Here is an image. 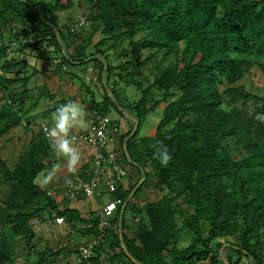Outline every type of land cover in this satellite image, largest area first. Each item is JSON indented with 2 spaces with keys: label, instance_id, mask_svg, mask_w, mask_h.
I'll return each instance as SVG.
<instances>
[{
  "label": "trees",
  "instance_id": "obj_1",
  "mask_svg": "<svg viewBox=\"0 0 264 264\" xmlns=\"http://www.w3.org/2000/svg\"><path fill=\"white\" fill-rule=\"evenodd\" d=\"M73 7L74 0H0V139L15 128L30 136L12 165L1 156L10 138L0 141V183L9 185L0 200V264H17L18 241L27 248L21 264H54L63 253L76 257L71 264H240L242 258L263 264L264 123L255 116L264 113V85L258 94L238 82L252 67L264 78V0H79L71 21H58V12ZM97 32L101 38L93 43ZM144 50L154 59L147 72L134 64ZM51 53L59 59L52 63L56 70H94L102 100L89 97L88 128L98 117L108 118L118 131L115 144L125 147L122 163L135 167L136 174L111 189L98 179L107 201L121 199L111 216L100 214L107 201L99 188L97 197L67 193L56 200L36 181L56 155L38 118L58 106L29 114L39 97L51 94L43 86L31 96L28 83L42 71L27 59L37 62ZM19 71L21 76H11ZM69 73L87 88L78 74ZM128 87L134 88L130 95ZM109 106L136 123L135 130L130 126L122 134ZM153 113L158 114L153 132L140 135ZM162 145L172 156L166 166L156 156ZM84 161L81 157L76 170L81 166L83 172L75 170L71 182L93 177ZM153 178L164 197L140 206L131 202ZM71 199H94L97 207L83 217ZM33 218L63 227L66 245L54 250L45 242L39 249ZM181 238L189 242L179 246ZM91 242L85 257L82 248ZM229 251L238 259L232 261Z\"/></svg>",
  "mask_w": 264,
  "mask_h": 264
},
{
  "label": "rangeland",
  "instance_id": "obj_2",
  "mask_svg": "<svg viewBox=\"0 0 264 264\" xmlns=\"http://www.w3.org/2000/svg\"><path fill=\"white\" fill-rule=\"evenodd\" d=\"M77 8H79V0H74L73 8H71L68 11H61L57 13L58 21H61V23L68 24L71 21L72 17L75 16V12ZM58 24L60 25L59 22ZM22 30L24 29L22 28L21 30L19 29V31L23 32ZM85 31H81V32H85ZM100 38L101 36L97 32L93 34L91 39H92V42L95 43ZM137 38H138V35L136 37H133L132 41H135ZM110 53L113 56H115L117 53V48L114 47L113 49H111ZM147 53L148 51L144 50L142 54V59L134 63L135 65H138V67L144 72H147L148 70L151 69L153 65V61H154L153 58L147 57ZM27 60H29L31 65L37 66V68L42 71L40 74L35 75L31 79V81L28 83L29 84L28 87L30 88L29 93L31 94V96L37 97V95L39 94L43 86H45L47 91L51 94L50 97L48 96L39 97L38 98L39 101L33 108L30 109L29 114L31 115V114L39 113L40 111H43L48 108L57 107L59 106L60 101H66V102H68L69 100L78 101L85 108L86 127L84 128H81L79 126L74 127L72 129L71 134L73 135L75 134V132H81V131L86 130L90 123L88 114H87L89 97L93 96L95 100L97 101L102 100L101 86L99 85V82L94 79L96 77L94 70L91 69L90 66L87 69H82L83 68L82 66H74V67L64 66L63 67L64 72L63 70L62 71L56 70L55 65H52V63H55V64L58 63L59 59H56V56L53 55L52 53L49 54V56H47L46 58L44 57L38 60L37 62H35L34 58L33 59L29 58ZM31 65L26 67L28 73L32 71ZM17 69L18 70L23 69V65H19ZM19 72L20 73L15 74V75L12 74L11 76H16V77L21 76V71ZM69 72L78 74V76L81 77L82 81L85 83V86H87V88L86 87L82 88L81 82L77 78L72 79ZM238 84L243 85L244 88L249 92L261 94L263 93L262 88L264 85V78L261 75L259 69H257L256 67H252L250 69V74H247L241 81L238 82ZM19 90H22V88H19L18 91ZM133 91H134L133 87L126 88V92L129 95L132 94ZM0 103H1V100H0ZM235 104L240 106L241 101H238ZM247 106L248 108L251 106L250 101H247ZM108 109H109L108 110L109 117L119 122L120 132L122 134H124L129 129L130 126H134L133 128H135L136 123L133 124L132 120L127 118L124 112L122 114H119V112H117L111 106H109ZM52 115L53 114H49L45 118L39 117L38 118L39 123L40 124L46 123V122L53 123L51 121ZM157 117H158L157 113L149 114L147 116L141 128L140 135H145V134L150 135L153 132V129L152 130L150 129L152 128V126H154L155 122L157 121ZM6 136L10 138V141L6 145H4L1 151V156L7 158L9 165H12L15 162L16 156L19 153V151L22 150L24 146L27 144L30 136L28 134V136L26 137L24 133V129L22 128L12 129L8 133V135L3 136L0 139V141L2 142ZM73 147H75L79 151L80 156L82 158L86 157L85 153L81 150L82 147H80L76 143H73ZM54 164H59L60 167L57 170L53 180L47 184L43 183V176L46 175L47 172L52 169ZM48 165L49 166L45 168V170L41 174H39L38 178L36 179L37 183H39L40 186H42V188H44L48 192V194H51L53 198H56V200H60L64 195H65L64 197L66 196L68 197V195L69 197H71L67 191V187L69 183H67L66 181H71L74 177V175L72 174L79 172V169H81L80 172H83V167L81 168L80 166L79 168H77V170L75 169L76 172L74 171V173L71 174L70 173L71 171L68 168L67 159L63 157H57V155H54V157L50 160ZM127 170H128V175L130 176V173L132 174L133 171H135V167L128 166ZM133 174H136V173H133ZM136 180H137V177L134 175L133 180L131 182H134ZM154 181L155 179L153 178L152 180L150 181L148 180L145 184H143V186L139 189L138 193L133 198L130 199L131 202L135 201L136 204L140 206V205L145 204L148 201L161 200L165 195V191L161 192L156 187H154L153 185ZM100 182L101 181L98 182L99 185L98 184L95 185V189L97 188L100 189V191L102 192L101 195L103 194L102 201L106 202L107 200H109L108 194L106 192L105 186H103ZM126 183L127 182H125V184ZM8 194H9V185L5 182H1L0 183V200L1 201L5 200ZM71 200H70V206L77 207L81 212H83V215L86 214L85 213L86 211L97 207L94 199H84V200H78V201L76 200L71 201ZM128 214L129 213L127 212V215ZM86 216L87 215L83 217H86ZM31 222L33 223V226L36 232V244L39 249L43 248L45 242L54 250H58L61 247H64L66 245L67 242L65 239V235L67 234V232L65 231L63 227H54V226H51V224L50 225L46 224L45 222L41 223V221H38V219L36 218H33ZM82 226L84 225H79V227H82ZM75 237L76 235H74V238ZM188 242L189 241H187L186 239L181 238L179 239L178 245L184 246ZM13 244H14L15 251L19 253V257L16 262L17 264H21L24 261L25 252L27 251V248L24 247V244L22 241H18L16 243L14 242ZM226 252L227 250H224L222 254L226 255L225 254ZM228 255L231 256L232 261L237 260L239 257L237 254L235 255L231 251H229ZM226 257L227 256H225V258ZM61 258L62 259L60 261L58 260L54 264H71L76 261V257L71 254L67 255L66 253H63L61 254ZM239 263L247 264L244 258H242V260Z\"/></svg>",
  "mask_w": 264,
  "mask_h": 264
},
{
  "label": "built area",
  "instance_id": "obj_3",
  "mask_svg": "<svg viewBox=\"0 0 264 264\" xmlns=\"http://www.w3.org/2000/svg\"><path fill=\"white\" fill-rule=\"evenodd\" d=\"M83 21L80 22L82 24ZM109 119L106 117H98V122L92 124L88 129L80 134H73L72 139L82 147L85 153L84 163H88L89 170L93 173V177L89 182L83 181L80 177L69 183L67 191L71 197L77 194L86 196H98L95 193V185L99 178H102L105 184L111 189L117 181H121L124 177L128 178V170L123 162L122 150L125 151L124 145L120 148L115 144V134L118 132L115 128L109 127ZM43 131L49 128L44 123L41 124ZM46 135V134H45ZM47 137V136H46ZM127 161L129 158L127 156ZM123 188L127 190L128 184L124 182ZM121 204V199L110 200L100 208L102 217L111 216L116 208ZM63 218L58 217L56 224L61 225ZM106 224L105 221H103ZM94 243L91 242L87 247L82 248V253L87 256L90 248Z\"/></svg>",
  "mask_w": 264,
  "mask_h": 264
},
{
  "label": "clouds",
  "instance_id": "obj_4",
  "mask_svg": "<svg viewBox=\"0 0 264 264\" xmlns=\"http://www.w3.org/2000/svg\"><path fill=\"white\" fill-rule=\"evenodd\" d=\"M51 119L52 126L45 129V134L54 147L57 157L66 158L69 170L74 172L81 157L79 151L73 147L71 132L74 127H86L85 108L78 101L69 100L56 108ZM255 119L264 123V113L256 114ZM156 156L165 166L172 159L169 149L163 145ZM59 167V164H54L52 169L43 176V183L51 182ZM66 182L71 183V181Z\"/></svg>",
  "mask_w": 264,
  "mask_h": 264
},
{
  "label": "water",
  "instance_id": "obj_5",
  "mask_svg": "<svg viewBox=\"0 0 264 264\" xmlns=\"http://www.w3.org/2000/svg\"><path fill=\"white\" fill-rule=\"evenodd\" d=\"M51 27H52L53 31H54L56 34H58V30H57V28H56L55 26H53V25H51ZM135 128H136V126H135ZM135 128H134V130H135ZM134 130L130 133V136L133 135ZM134 191H135V189H134ZM123 209H124V205L122 206L121 211H120V214H121V215H122ZM119 219H121V216H120Z\"/></svg>",
  "mask_w": 264,
  "mask_h": 264
},
{
  "label": "crops",
  "instance_id": "obj_6",
  "mask_svg": "<svg viewBox=\"0 0 264 264\" xmlns=\"http://www.w3.org/2000/svg\"><path fill=\"white\" fill-rule=\"evenodd\" d=\"M81 157V156H80ZM71 173V172H70ZM74 173V172H73ZM72 174V173H71ZM76 174V173H75ZM72 175H74V174H72ZM127 182V181H126Z\"/></svg>",
  "mask_w": 264,
  "mask_h": 264
}]
</instances>
